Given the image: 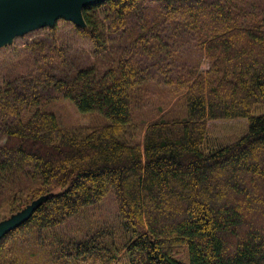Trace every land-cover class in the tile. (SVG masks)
Here are the masks:
<instances>
[{
  "label": "trees",
  "instance_id": "obj_1",
  "mask_svg": "<svg viewBox=\"0 0 264 264\" xmlns=\"http://www.w3.org/2000/svg\"><path fill=\"white\" fill-rule=\"evenodd\" d=\"M82 14L75 28L95 53L125 35L115 61L63 78L51 69L65 49L45 36L24 47L29 72L0 84L1 206L47 195L0 239V264H264V0H102ZM183 40L207 69L172 82L171 59L191 52L176 49ZM154 67L169 95L150 116L169 108L137 122ZM59 98L109 121L64 127L47 107ZM233 118L246 119L245 135L208 146L207 122ZM109 190L120 223L55 232Z\"/></svg>",
  "mask_w": 264,
  "mask_h": 264
},
{
  "label": "rangeland",
  "instance_id": "obj_2",
  "mask_svg": "<svg viewBox=\"0 0 264 264\" xmlns=\"http://www.w3.org/2000/svg\"><path fill=\"white\" fill-rule=\"evenodd\" d=\"M101 17V16H100ZM49 37L52 39L56 45L61 46L65 49L64 62L59 63L52 72L57 73L61 77L70 78L75 74L78 68L95 64L97 67L104 68L105 65L111 63L113 60L119 56V52L122 50L124 44H126L125 35H116L114 41L110 42L107 50L103 52L95 53L92 41L89 37L84 34H79L76 31L75 24L64 18H59L56 20L53 26H45L43 28H36L32 31L26 32L21 36H16L11 39V42L3 44L0 46V84L4 79H13L14 77L23 76L25 71L29 72L32 67V56L29 51L24 50V47L28 43H33L34 41L40 40L42 37ZM174 38L167 36L166 42L171 44ZM176 42V40H175ZM172 45V44H171ZM188 44L183 40L181 43H175L176 49L180 50L179 46L186 47ZM188 47H190L188 45ZM175 50V48H172ZM191 52H184L171 59V65L169 67H174L171 72L170 79L172 82L176 81V73L184 70L190 69L193 65L199 66V70L207 69V61L200 57L198 52L192 50ZM161 66L167 68L169 62L165 60L162 61ZM148 61L145 65L148 66ZM151 69V68H150ZM49 71V67L47 66ZM163 71V70H162ZM159 68H152L149 70L150 76H148L149 82L147 85L141 88L142 94H140L139 99L135 102L133 107L132 115L134 119L139 120L142 115H148L149 121L152 119H157L164 114V112L169 108L163 109L159 115L150 116L152 112L156 110V106L159 104L158 100L163 97L168 88L162 84L163 79L158 78L159 74L162 72ZM178 75H181L178 73ZM46 91V93H48ZM169 95V94H168ZM165 95L163 98L167 97ZM144 99V100H143ZM172 106V105H171ZM47 107L57 114L58 118L61 119V124L64 127H78V126H95L107 124L108 117L103 116L100 113L94 111L89 113H79L75 106L68 100L59 98L58 100L52 99ZM257 111H263V106H257ZM145 123V124H146ZM208 123V146L216 147L222 144L228 143L237 137L245 135L247 129L246 119L233 118L232 120H210ZM144 124V125H145ZM21 185L23 183L18 181ZM20 185V186H21ZM19 187V186H18ZM58 190H54L56 192ZM47 195L41 196L39 198L33 199L25 205L24 207L18 209L16 212L5 213L4 207L1 206L3 196H0V216L4 217L0 219V222L6 221L7 219L18 215L27 208H33L38 203L44 200ZM116 199L113 193L109 190L106 193L105 198L95 205L88 206L81 213L76 216L65 220V223L61 224L55 232L58 235H67L68 237L78 238L85 237L92 231L99 229L103 226H116L120 223L117 219L116 214ZM125 254V253H124ZM38 261L43 264L44 257L38 255ZM126 257H122L117 264H126Z\"/></svg>",
  "mask_w": 264,
  "mask_h": 264
},
{
  "label": "water",
  "instance_id": "obj_3",
  "mask_svg": "<svg viewBox=\"0 0 264 264\" xmlns=\"http://www.w3.org/2000/svg\"><path fill=\"white\" fill-rule=\"evenodd\" d=\"M101 1L0 0V46L11 42L13 37L21 36L33 29L53 26L59 18L68 19L77 26H84L82 9ZM32 209L27 208L18 215L0 222V239L8 230L19 226L30 215Z\"/></svg>",
  "mask_w": 264,
  "mask_h": 264
}]
</instances>
